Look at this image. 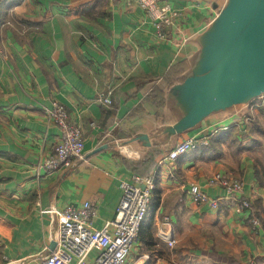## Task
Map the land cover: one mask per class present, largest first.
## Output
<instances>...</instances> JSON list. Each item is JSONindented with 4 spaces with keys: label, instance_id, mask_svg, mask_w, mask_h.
<instances>
[{
    "label": "crops",
    "instance_id": "crops-1",
    "mask_svg": "<svg viewBox=\"0 0 264 264\" xmlns=\"http://www.w3.org/2000/svg\"><path fill=\"white\" fill-rule=\"evenodd\" d=\"M162 2L179 16L161 40L127 0H23L1 13L0 264H45L68 205L92 202V224L105 226L116 215L120 181L134 174L153 175L156 188L127 264L264 260V95L249 123L234 124L221 139L214 134L176 161L165 159L164 146L131 141L172 121L155 89L164 90L170 68L197 51V35L225 0ZM109 92L112 104L104 105L99 98ZM53 100L81 127L85 148L72 167L47 173L44 159L61 137L46 110ZM218 121L209 118L177 142ZM217 172L242 180L244 191L232 196L209 187ZM193 183L219 197V207L199 204ZM241 199L250 209H241ZM162 229L172 233L173 246Z\"/></svg>",
    "mask_w": 264,
    "mask_h": 264
},
{
    "label": "built area",
    "instance_id": "built-area-1",
    "mask_svg": "<svg viewBox=\"0 0 264 264\" xmlns=\"http://www.w3.org/2000/svg\"><path fill=\"white\" fill-rule=\"evenodd\" d=\"M135 2L143 10L155 28L156 37L165 39L167 28L176 23L179 12L162 0H127ZM99 101L111 105V92L101 96ZM258 107L253 101L248 112L237 117L233 123L222 121L205 128L198 135H187L177 142L168 152L166 160L176 161L182 155L200 145H207L214 134L228 130L234 124L246 125L252 119L250 113ZM61 131L59 143L43 162L47 173L57 171L62 167H72L84 158V134L80 126L73 124L64 104L53 100L51 107L46 108ZM209 187H220L232 196H238L244 191V182L221 172L213 174L207 181ZM122 196L116 209V215L102 228H96L92 219L96 216L95 205L85 201L79 206L68 205L63 210L55 235L56 248L46 256L45 264H127L134 244L138 238L150 206L152 194L156 188L153 175L134 174L129 179L120 181ZM193 198L202 205L218 208L220 198L212 196L203 188L193 183L190 187ZM241 209H250L251 202L241 199ZM259 224L258 220L254 221ZM167 223V222H166ZM159 235L173 246L175 240L172 233L160 230ZM250 264H264L262 261H252Z\"/></svg>",
    "mask_w": 264,
    "mask_h": 264
},
{
    "label": "water",
    "instance_id": "water-1",
    "mask_svg": "<svg viewBox=\"0 0 264 264\" xmlns=\"http://www.w3.org/2000/svg\"><path fill=\"white\" fill-rule=\"evenodd\" d=\"M196 43L197 51L184 60L188 67L181 80L162 89L172 121L132 142L171 151L181 135L200 129L204 121L241 117L264 95V0H225Z\"/></svg>",
    "mask_w": 264,
    "mask_h": 264
},
{
    "label": "trees",
    "instance_id": "trees-1",
    "mask_svg": "<svg viewBox=\"0 0 264 264\" xmlns=\"http://www.w3.org/2000/svg\"><path fill=\"white\" fill-rule=\"evenodd\" d=\"M23 0H0V15L9 6H13L17 3H20ZM188 64L187 61H182L174 65L173 67L170 68L166 76L164 77V80L166 81L167 84L173 85L175 82L181 80L182 74L185 72L187 69ZM156 92H158V98L160 100V104H164V93L160 89H155ZM229 130V129H228ZM226 130L221 131L218 136L216 137L217 139H221L225 135Z\"/></svg>",
    "mask_w": 264,
    "mask_h": 264
},
{
    "label": "rangeland",
    "instance_id": "rangeland-1",
    "mask_svg": "<svg viewBox=\"0 0 264 264\" xmlns=\"http://www.w3.org/2000/svg\"><path fill=\"white\" fill-rule=\"evenodd\" d=\"M255 104H258V103H256V101H255ZM259 106H260V104H258V107H259ZM258 107H257V108H258Z\"/></svg>",
    "mask_w": 264,
    "mask_h": 264
}]
</instances>
